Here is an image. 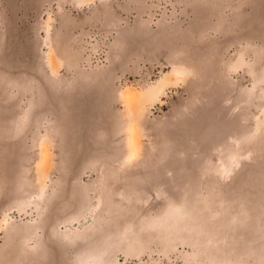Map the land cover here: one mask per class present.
<instances>
[{
    "label": "rangeland",
    "instance_id": "obj_1",
    "mask_svg": "<svg viewBox=\"0 0 264 264\" xmlns=\"http://www.w3.org/2000/svg\"><path fill=\"white\" fill-rule=\"evenodd\" d=\"M0 264H264V0H0Z\"/></svg>",
    "mask_w": 264,
    "mask_h": 264
},
{
    "label": "bare ground",
    "instance_id": "obj_2",
    "mask_svg": "<svg viewBox=\"0 0 264 264\" xmlns=\"http://www.w3.org/2000/svg\"><path fill=\"white\" fill-rule=\"evenodd\" d=\"M129 92V91H128ZM132 93V92H131ZM133 94V93H132ZM132 94H131V96H132ZM136 95V94H135ZM137 96V95H136ZM128 97H129V95H128ZM135 98H137V97H135ZM131 99H132V97H131ZM135 100V99H134ZM135 102V101H134ZM133 103V102H132ZM137 103V101L135 102V104ZM132 105V104H131Z\"/></svg>",
    "mask_w": 264,
    "mask_h": 264
}]
</instances>
